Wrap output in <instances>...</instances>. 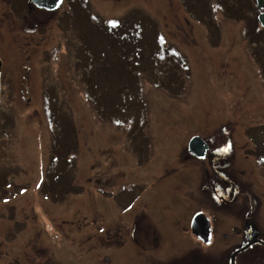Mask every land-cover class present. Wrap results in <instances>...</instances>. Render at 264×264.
<instances>
[{"label": "rangeland", "instance_id": "374dc122", "mask_svg": "<svg viewBox=\"0 0 264 264\" xmlns=\"http://www.w3.org/2000/svg\"><path fill=\"white\" fill-rule=\"evenodd\" d=\"M29 1L0 0L18 4L19 19L0 25V264H144L138 253L154 251L177 264L191 248L189 215L206 204L201 165L181 163L200 160L194 135L230 146L225 160L247 164L263 200L256 36L246 51L211 0L32 4L41 20L25 28Z\"/></svg>", "mask_w": 264, "mask_h": 264}, {"label": "flooded vegetation", "instance_id": "af4514ba", "mask_svg": "<svg viewBox=\"0 0 264 264\" xmlns=\"http://www.w3.org/2000/svg\"><path fill=\"white\" fill-rule=\"evenodd\" d=\"M260 1L264 4V0H254L253 4L250 3V0H224L221 4L215 1L212 6L213 0H211L206 6L211 13L214 7L222 9L220 17L225 18L229 25L237 28L232 33L237 31L239 39L244 37V40H240V42L248 43L246 51L250 52L251 40L254 36L257 37L255 40L257 44L264 45V40L260 39L264 35V26L260 19L261 16L264 17V8L258 7ZM29 2L26 3L24 17L20 20L25 28L27 26L34 28V25L38 27L39 23L37 21L41 19L34 14H29L33 4L31 1ZM222 4L226 5L223 6ZM243 4H250L251 9L248 6L243 8ZM17 6L18 4H0V25L4 26L10 20L17 24V21H19L16 14ZM216 29L217 27L207 32H215ZM227 32L229 31L227 30ZM246 37L251 39L247 41ZM233 41L235 42V39ZM0 61V85H2L6 69L1 58ZM31 65V63H27L29 74H32ZM26 77L30 78L28 74L24 79ZM255 128L256 126H249L245 129V132L249 136ZM220 139L216 135L211 139H207L209 160L197 161L192 158L181 160L182 164L184 161H191L201 165L203 176L206 178L202 183L203 200L200 198L199 200L206 204L204 210H201L204 214L203 219L197 220L194 223V228L192 227L193 218L195 213L200 210H193L189 215L187 221L188 231L191 232L193 237L191 248L187 252L186 258H178L179 262L177 264H181V261H185L187 257L191 260V264H264V198L261 200L259 195L253 192L254 189L256 190L259 180L252 178L254 183L251 185V181L246 179L252 175V172L248 173L245 169L247 164L242 161L240 165H236L234 160H225L226 154L233 151H231L230 146L229 148L228 146H218L221 142ZM259 163L260 160L254 162L256 166H259ZM225 169L227 171H224ZM244 184H247L248 187L245 188ZM149 229H152V239L158 232L153 228ZM199 234H203L205 239H200ZM127 236L131 244L134 246L138 244L135 232L132 231ZM108 238L107 241V238L103 241L113 242L115 240L121 244L120 237L118 239L113 237L112 239V236H109ZM97 239L100 240L98 237ZM138 245L143 250L144 244ZM39 250L35 248L33 254L39 255ZM138 256L142 258L144 264H146L145 257L147 256H150V264L165 263L158 258L161 255L156 251L151 252V254L138 253ZM34 260L36 259L32 261L34 262ZM174 262L172 261V264Z\"/></svg>", "mask_w": 264, "mask_h": 264}, {"label": "water", "instance_id": "95a60500", "mask_svg": "<svg viewBox=\"0 0 264 264\" xmlns=\"http://www.w3.org/2000/svg\"><path fill=\"white\" fill-rule=\"evenodd\" d=\"M33 4H35L37 7L43 8L48 11H53L58 8V6L61 4L62 0H30ZM259 8H264V4L262 1L258 4ZM261 23L264 25V17L261 16ZM1 66V62H0ZM207 145L204 142V140L199 136H193L188 142V150L190 153L193 154V156L197 159L204 160L205 159V153H206ZM202 213H198L194 216L192 227L194 228V223L197 222V220L201 219ZM199 237L202 239H205L203 234H199Z\"/></svg>", "mask_w": 264, "mask_h": 264}, {"label": "bare ground", "instance_id": "6f19581e", "mask_svg": "<svg viewBox=\"0 0 264 264\" xmlns=\"http://www.w3.org/2000/svg\"><path fill=\"white\" fill-rule=\"evenodd\" d=\"M255 5V4H254ZM244 6H248L250 9H251V7H250V4H243V8H244ZM259 7V6H258ZM227 8V7H226ZM263 25V24H262ZM264 26V25H263ZM236 43H238V42H236ZM194 136H196V135H194ZM193 137V136H192ZM191 139V138H190ZM189 139V140H190ZM205 142V141H204ZM206 143V142H205ZM201 209V208H200ZM198 213H202V216H201V218L203 219V216H204V214H203V212L200 210V211H198V212H196L195 213V215L196 214H198Z\"/></svg>", "mask_w": 264, "mask_h": 264}]
</instances>
